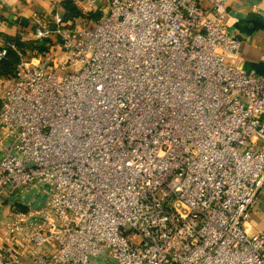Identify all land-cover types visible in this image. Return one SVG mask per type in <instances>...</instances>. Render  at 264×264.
Returning <instances> with one entry per match:
<instances>
[{"label":"built area","instance_id":"1","mask_svg":"<svg viewBox=\"0 0 264 264\" xmlns=\"http://www.w3.org/2000/svg\"><path fill=\"white\" fill-rule=\"evenodd\" d=\"M229 1L106 0L76 29L54 14L29 35L57 38L42 62L0 43L18 59L0 82V198L27 208L3 223L0 264H264V231L246 230L264 77L240 66Z\"/></svg>","mask_w":264,"mask_h":264},{"label":"crops","instance_id":"2","mask_svg":"<svg viewBox=\"0 0 264 264\" xmlns=\"http://www.w3.org/2000/svg\"><path fill=\"white\" fill-rule=\"evenodd\" d=\"M64 0H0V43L7 42V38L22 36L29 40L30 33L40 24L50 22L54 14L63 15L61 3ZM88 0H72L86 20L91 14L106 12V0H96V6L88 13L83 11V4ZM226 20L230 35L240 41L238 53L240 66L247 74L264 77V0H230L227 7ZM86 13V14H85ZM254 15L256 17H250ZM92 21V20H91ZM24 24V25H23ZM0 74V82L14 75ZM6 142H0V152ZM11 201L0 198V249L11 245L12 239L5 232V221L16 217L11 207ZM29 209L35 210L38 202L27 197L25 203ZM28 209V210H29ZM25 213V212H23ZM248 233L264 231V191L260 194L258 203L246 224ZM26 257H22L18 264H26ZM90 264H115L102 256L90 261Z\"/></svg>","mask_w":264,"mask_h":264},{"label":"trees","instance_id":"3","mask_svg":"<svg viewBox=\"0 0 264 264\" xmlns=\"http://www.w3.org/2000/svg\"><path fill=\"white\" fill-rule=\"evenodd\" d=\"M61 6L64 10V13L62 15V18L64 22L71 23L73 28H82L88 25V23H93L98 19L100 16V13L91 14L89 16V20H86L84 15L81 13L79 9L74 5L72 0H64L61 3ZM24 25V24H23ZM21 38H24L22 36L14 37L12 39L7 38L6 43H12L15 47L21 50V52H24L25 49L32 51L37 50L40 53H43L45 51L54 52L56 44H57V38L52 37L49 39V41L46 42H33V41H26ZM46 43H49L46 45ZM17 57L13 51L10 49L7 50V56L5 60H0V74H11L15 70V66L17 64ZM12 210L14 212L23 213L27 211V208L19 203H12Z\"/></svg>","mask_w":264,"mask_h":264},{"label":"rangeland","instance_id":"4","mask_svg":"<svg viewBox=\"0 0 264 264\" xmlns=\"http://www.w3.org/2000/svg\"><path fill=\"white\" fill-rule=\"evenodd\" d=\"M100 16H101V14H100ZM45 53H49V51H45ZM22 55L25 56L26 60H30L31 58H37L38 56H41L42 57L41 58V62L43 61V56H42L43 54H41L40 52H38L35 49L32 50V51H29V50L25 49L24 52H22Z\"/></svg>","mask_w":264,"mask_h":264},{"label":"water","instance_id":"5","mask_svg":"<svg viewBox=\"0 0 264 264\" xmlns=\"http://www.w3.org/2000/svg\"><path fill=\"white\" fill-rule=\"evenodd\" d=\"M250 17L252 18V17H256V16H254V15H251ZM52 28H53V27H52Z\"/></svg>","mask_w":264,"mask_h":264}]
</instances>
